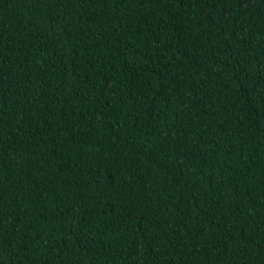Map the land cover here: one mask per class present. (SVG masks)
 <instances>
[{"label":"trees","instance_id":"1","mask_svg":"<svg viewBox=\"0 0 264 264\" xmlns=\"http://www.w3.org/2000/svg\"><path fill=\"white\" fill-rule=\"evenodd\" d=\"M0 264H264V0H0Z\"/></svg>","mask_w":264,"mask_h":264}]
</instances>
